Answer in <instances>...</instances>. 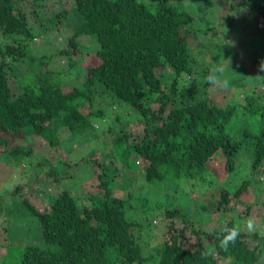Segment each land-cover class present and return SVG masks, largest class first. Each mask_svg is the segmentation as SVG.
Segmentation results:
<instances>
[{
  "label": "trees",
  "instance_id": "obj_1",
  "mask_svg": "<svg viewBox=\"0 0 264 264\" xmlns=\"http://www.w3.org/2000/svg\"><path fill=\"white\" fill-rule=\"evenodd\" d=\"M49 1L32 0L36 18ZM193 4L184 0H75L72 10L48 19L51 26L47 30H57L65 17L73 33L60 55L69 61L68 73L75 82L60 83L43 69V60H52V56L36 59L32 55L30 46L37 35L31 14L21 8L19 0H0V35L4 40L0 44V158L6 154L14 165L34 157L33 147L22 142L31 136L58 148L64 129L81 135L103 120L112 105L137 111L144 124L134 141L120 129L113 131L112 151L93 159L86 201L69 190L56 197L47 194L51 204L45 210L23 201L41 225L44 247L27 246L14 264H264V237L258 230L248 233L245 222L238 224L236 216V206L243 204L252 179L244 180L238 188L218 189L213 202H198L191 213L180 207L167 210L163 243L151 257L135 238L138 225L127 219L132 189L124 191V198L114 191L113 182L125 165L106 162L120 153L123 160L135 155L145 163L140 173L148 184L180 179L205 183L211 162L224 163L231 175L243 151L251 154L252 172L264 178V94L250 91L244 83L248 76L262 78L264 85V71L260 70L264 43L253 39L250 46L255 41L251 49H260L258 55L244 47V64L233 67L235 80L230 82L237 88L233 96L239 97L240 89H245L244 98L221 105L208 95L213 86L205 77L210 68L223 67L219 56L224 50L217 52L209 46L213 65L210 62L207 69L197 70L195 56L202 52L193 49L201 43L198 25L205 16L202 11L191 12ZM196 4L203 10L202 2ZM229 4V16L237 14L249 22L258 16L264 30V0H231ZM44 33L46 30L39 36ZM90 41L98 45L92 52L86 46ZM82 54L94 55L99 63L83 68ZM27 60L31 62L28 68ZM254 64H258L256 75H249L248 67ZM187 77L190 85H186ZM231 90L230 86L226 89ZM93 104L98 109L91 108ZM154 105L158 109L154 110ZM61 159L58 164L69 165ZM54 166L46 178L59 182L65 177ZM261 197L245 203L240 217L263 220L264 216L254 215ZM225 226L241 233L226 249L219 246Z\"/></svg>",
  "mask_w": 264,
  "mask_h": 264
},
{
  "label": "rangeland",
  "instance_id": "obj_2",
  "mask_svg": "<svg viewBox=\"0 0 264 264\" xmlns=\"http://www.w3.org/2000/svg\"><path fill=\"white\" fill-rule=\"evenodd\" d=\"M19 1L21 2V8L26 13L31 14V25H34V34L37 35L36 41L30 46L33 57L41 59L44 55H51L52 60L47 58L43 60L45 63L44 71L52 73L54 77L52 80L60 83L63 81L65 83L75 82L73 75L68 73L69 61L62 54L60 55L61 50L65 49L67 41L73 34L68 19L62 17L63 22L59 24L57 30L51 29V27L47 30V26H51L50 21H48L49 17L53 14L62 13L64 10H72L75 7V0L46 2L44 12L38 14V18L35 17L36 14L33 12L32 0ZM230 1L209 0V4L206 0H184V3L187 5L195 3L192 5L191 12L200 14L202 11L205 16L203 22H199L198 25V29L202 33L201 43L193 49L194 52H202L195 56L197 70L207 69L212 60V58L210 60L212 52L209 46L210 48L215 47L217 52L224 50L221 51L223 53H220L219 56V62L223 63L221 70L223 75L229 81H232L235 80L233 67L244 64V54L241 51L245 52L244 47L246 49L247 47L250 49L255 48V41L250 46L253 39L264 43V30L262 29L263 21L260 22L259 19L261 18L258 16H256L258 18H252V22H249V19H240L236 16L237 14H234L233 17L229 16L230 11L227 4L230 6ZM198 2L203 3V10L196 4ZM46 21L48 22L46 23ZM71 24L75 26L74 22H71ZM44 30H46V33L40 37L39 35ZM1 43H4V40L0 35ZM239 44L245 46L242 47ZM86 46L89 52L98 48L95 41H90V44ZM228 49L230 52L227 55L225 51ZM259 51L260 49L256 52L252 50L254 56H257ZM235 57L238 58L235 59ZM81 58L80 64L83 68L95 67L99 63L94 55L82 54ZM37 63H35V66H37ZM30 65L31 62L27 60L26 68ZM257 66L258 64L249 66L248 74L256 75ZM247 77L244 78L247 89L250 91L255 90L257 93L262 91L261 94L263 95L262 78ZM76 83H78L77 86H80L79 82ZM191 83V79L187 77L186 85ZM233 84V82H230L232 89L230 92L212 87L209 89L208 95L221 105H226L232 99H235L234 102L239 103V100L245 96V89H240L241 94L235 98L233 94L235 95V89L237 88ZM16 87L19 88V84ZM65 90L70 91L71 87L65 88ZM91 108L96 110L98 105L93 104ZM153 109H158V106L154 105ZM131 111V109L112 105L108 115L103 120L94 122L93 129L76 136L71 134L68 129H64L60 133L61 144L58 148H51L48 142L41 137L31 136L28 140L22 142L33 147L34 157L31 156L14 165L9 161L10 158L5 156L6 154L0 158V264H5L6 261L10 264L16 263L24 249L31 244L44 247V244L41 243V225L31 213L27 204L23 202L24 200H28L38 209L45 210L51 204L50 197L47 194L56 197L64 190H69L75 193L82 202L86 201L85 193L91 188L89 180L93 176V159L97 155L105 156L112 151L113 131L120 129L127 133L130 136V141L136 140L139 137L138 134L142 132L144 124L138 117L139 113L135 110ZM117 125L119 126L116 127ZM60 158L69 162V165L58 164L57 160ZM128 158L123 160V154L120 153L112 156V160L106 158V162L107 165L116 162L117 167L125 165L122 174H119L113 182L114 191L117 197L124 198L126 196L124 191L127 192L132 189L134 198L131 199L127 208V219L138 225L134 228L135 238L141 246L149 251L151 257H155L157 254L156 246L161 242L163 243L164 240V233L168 226L165 217L166 211L174 207H180L191 213L196 203L202 202L208 205L213 202L220 188H238L244 180L252 179L253 185L248 191V195L242 197L243 204L239 203L236 206V216L239 221L237 223L240 224L246 221V219L240 217V214L246 209L245 203L253 201L256 196L262 197L255 208L254 215L256 217L264 216V178L262 174L257 175L252 172V159L251 154L248 152L242 151L240 153L237 170L231 175L227 174L224 163L211 162L209 164L211 174L207 175L208 179L205 183H202L199 179L193 181L180 179L170 180L163 184H148L140 173L145 165L144 161L135 155ZM132 162L138 164V170L135 169L137 166L133 165ZM53 164L54 167H58L59 173L63 174L62 177H65L59 182H55L54 177L46 178ZM67 176H70L71 179ZM120 188H124V190ZM263 221L264 219L259 220L260 223ZM258 232L263 238L264 227L259 228ZM262 245L264 246V243ZM9 252L12 253L11 256H8Z\"/></svg>",
  "mask_w": 264,
  "mask_h": 264
},
{
  "label": "clouds",
  "instance_id": "obj_3",
  "mask_svg": "<svg viewBox=\"0 0 264 264\" xmlns=\"http://www.w3.org/2000/svg\"><path fill=\"white\" fill-rule=\"evenodd\" d=\"M260 70L264 71V61H262L260 64ZM205 79L211 86L219 89L226 90L230 86V81L223 75L221 68L218 66H214L213 68H210L209 73L205 77ZM244 226L247 232L252 234L255 233L259 228L264 227V222L258 224L257 220L249 217L246 219ZM240 234H241L240 229L235 227L228 228L227 226H225L223 229V235L222 238L220 239L219 246L225 249L228 248L229 245L235 244Z\"/></svg>",
  "mask_w": 264,
  "mask_h": 264
}]
</instances>
